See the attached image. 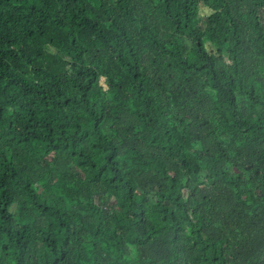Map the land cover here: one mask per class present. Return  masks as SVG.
I'll return each mask as SVG.
<instances>
[{
    "label": "trees",
    "instance_id": "trees-1",
    "mask_svg": "<svg viewBox=\"0 0 264 264\" xmlns=\"http://www.w3.org/2000/svg\"><path fill=\"white\" fill-rule=\"evenodd\" d=\"M0 264H264V0H0Z\"/></svg>",
    "mask_w": 264,
    "mask_h": 264
},
{
    "label": "rangeland",
    "instance_id": "rangeland-1",
    "mask_svg": "<svg viewBox=\"0 0 264 264\" xmlns=\"http://www.w3.org/2000/svg\"><path fill=\"white\" fill-rule=\"evenodd\" d=\"M199 16H200V15H199ZM196 19H197V18H196ZM196 19H195V20H196ZM193 22H194V21H193ZM38 43L41 45V44L45 43V41H44V40H39ZM20 210H21V211H24L25 209L21 207Z\"/></svg>",
    "mask_w": 264,
    "mask_h": 264
}]
</instances>
